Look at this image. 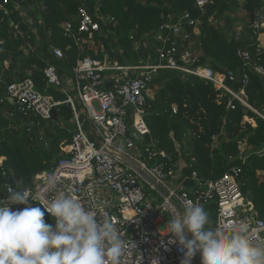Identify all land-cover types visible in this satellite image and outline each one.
I'll return each instance as SVG.
<instances>
[{"label":"built area","instance_id":"built-area-1","mask_svg":"<svg viewBox=\"0 0 264 264\" xmlns=\"http://www.w3.org/2000/svg\"><path fill=\"white\" fill-rule=\"evenodd\" d=\"M23 1L0 0V11L8 18L13 36L24 40L22 49L29 55L37 50L42 38L31 13L32 7L24 5ZM194 2L204 11L214 0ZM259 11L250 22L252 34L258 40L264 34V16H260ZM13 13L17 19L12 17ZM37 19L43 23L41 14ZM76 19L77 23L67 20L62 24L63 34L82 48L95 39L101 26L86 6L79 7ZM24 23L28 30L23 29ZM201 24V19L185 13L169 16L156 32L146 34V38L152 37L156 42L158 62L121 64L109 55L104 59L85 55L63 74L58 65L48 63L43 70L47 83L43 90L38 89L31 78L8 79L5 69L9 63L6 61L4 70L0 69V104L11 105L14 113L17 110L29 115L31 121L35 122L32 116L38 121L35 131L27 121L10 128L26 129L32 142L48 148L50 142L41 123L48 125L52 121L60 128H66L63 121L54 118L60 107L66 105L72 109L74 125L69 130L73 131L70 140L61 143L62 156L38 176L34 186L24 188L36 196L37 202L30 199L29 205H10L11 210L34 207L53 199L56 193L46 191V182L49 177H55L58 189L70 187L71 194L86 209L95 211L98 219L110 217L122 238L135 245L122 255L120 264H158V261L159 264H180L183 254L178 245L168 243L172 237L170 233L164 234V229L174 214H183L187 202H199L204 208L212 203L215 205L216 219L212 228L223 225L226 229L245 232L257 230L256 235L264 239V219L238 181L242 168L230 166L215 179L202 178L196 170L186 173L191 162L185 156L174 161L165 149L158 148L146 119L152 107L150 101L154 99L151 84L159 69L210 80L253 109L246 101L245 89L251 73L264 77V66L259 59L253 60L249 48H238L237 55L245 62L246 71L239 81L243 83L240 90L235 91L227 84L226 74L200 63L201 44L196 36L201 33ZM29 31L34 34L33 40ZM143 41L147 47L148 40ZM262 49L264 46L260 43L256 52L260 53ZM49 51L59 59L66 56L64 50L53 43L49 45ZM230 79L235 80L231 76ZM49 87L55 88L59 97L50 92ZM230 107L235 109L236 106L231 102ZM173 112H177L176 107ZM245 118L253 122L248 116ZM252 153L262 157L264 148L250 146L245 150L241 147L239 156L243 163ZM3 159L0 158V165ZM2 175L7 176V171L3 170ZM9 187L16 192L22 190L5 183L0 186V200L9 197ZM161 200L162 203L157 205ZM188 238L191 239L190 233ZM191 264H201L199 252Z\"/></svg>","mask_w":264,"mask_h":264},{"label":"trees","instance_id":"trees-1","mask_svg":"<svg viewBox=\"0 0 264 264\" xmlns=\"http://www.w3.org/2000/svg\"><path fill=\"white\" fill-rule=\"evenodd\" d=\"M22 3L33 9L31 13L37 21L42 43L35 52L26 55L22 49L24 40L13 36L8 18L0 11V69L4 70L7 61L9 66L5 72L8 79L31 78L40 90L47 88L43 70L48 63L58 65L63 74L76 65L79 57L85 55L104 59L108 54L121 64L140 63V58L158 62L156 42L145 35L156 32L169 16L177 17L185 13L202 22L201 33L196 36L201 44L200 63L226 74L227 84L235 91H239L243 83L230 79L229 73L238 68L242 73L246 71L245 62L237 55L238 48H249L253 60L256 62L259 59L258 62L264 66V49L256 52L260 43L257 37L252 33L245 39L238 37L232 30V20L224 17L225 13L240 5V0H214L204 11L195 5L194 0H24ZM80 6H86L101 26L95 39L82 48L66 38L62 28L67 20L77 23ZM262 7L264 0H249L245 6L251 17ZM38 14L42 15L43 23L38 21ZM12 17L17 19L16 13ZM223 20L224 26L221 25ZM22 27L28 30L26 23ZM29 34L33 40V32L29 31ZM143 40H148L147 47L143 45ZM51 43L61 47L66 56L59 59L52 55L49 51ZM95 46L100 50L97 53L94 52ZM151 88L155 89V93L146 119L157 139L158 148L165 149L174 161L185 156L192 164L185 172L196 170L202 178L215 179L230 166H240L242 172L238 181L242 190L264 219V177L260 173L264 171V156L252 153L245 163L239 156L240 142L264 148V77L251 73L245 89L246 101L262 116L212 81L195 75L184 76L178 71L159 69ZM48 90L58 95L55 88L49 87ZM231 102L235 104V109L230 107ZM11 107L0 104V158H4L0 165V186L5 183L19 188L34 186L38 176L49 170L62 156L61 143L70 140L73 131L60 128L52 121L48 125L41 123L50 142L49 147L45 148L32 142L26 129L10 128L14 125L11 124L13 119H9L3 109L7 108L9 114L13 115ZM174 107L177 108L176 113L173 112ZM245 116L253 122H249ZM54 118L69 122L73 118L72 109L62 105ZM32 119L38 122L33 116ZM31 128L35 131L37 126ZM3 170L7 171V176L2 175ZM205 210L209 213L210 221L214 222L215 205L212 203ZM44 218L49 224H54V219L47 213ZM206 227L210 228L209 225Z\"/></svg>","mask_w":264,"mask_h":264},{"label":"clouds","instance_id":"clouds-1","mask_svg":"<svg viewBox=\"0 0 264 264\" xmlns=\"http://www.w3.org/2000/svg\"><path fill=\"white\" fill-rule=\"evenodd\" d=\"M7 191L9 197L0 200V264H120L122 255L135 246L122 238L110 217L98 219L95 211L86 209L70 187L58 189L55 177L47 180L46 191L56 195L40 207L12 211L10 205H29L37 198L24 188ZM46 213L54 224L45 222ZM209 224V213L199 202H187L183 214L168 219L164 234H171L169 244L179 246L180 264H191L198 252L201 264H264V239L257 230L206 227Z\"/></svg>","mask_w":264,"mask_h":264},{"label":"rangeland","instance_id":"rangeland-1","mask_svg":"<svg viewBox=\"0 0 264 264\" xmlns=\"http://www.w3.org/2000/svg\"><path fill=\"white\" fill-rule=\"evenodd\" d=\"M246 3H249V0H240V5L239 6H235L234 8H232V10H230L229 12L224 14V17H229L232 20V30H234L235 33H242L245 35H248L249 33H252V30L250 29V22H251V16L248 15V11L245 8ZM225 20L222 21L221 25L224 26ZM260 41V39H259ZM97 46H95V51L94 52H99L100 50L96 49ZM101 48V46H99ZM136 50H137V46ZM108 55V54H107ZM110 56V55H109ZM111 57V56H110ZM141 62H148L149 60L145 59V58H140ZM139 61V62H140ZM158 61V59H157ZM215 85V84H214ZM153 93H155V89H151ZM11 112H15V110L13 109V107L10 108ZM254 110V109H253ZM257 111V110H256ZM258 112V111H257ZM256 112V113H257ZM259 113V112H258ZM246 119V118H245ZM248 119L250 120V118L248 117ZM252 121V120H250ZM23 123V120H16L13 119L11 124H20ZM66 129L69 131L73 128V123L71 121H66V123L64 122ZM244 148L245 150H248L249 147L244 143V142H240V149ZM181 158V157H180ZM180 160V159H179ZM260 173L263 175L264 177V171H260ZM162 203V200L157 204L160 205ZM215 224V221L212 222V220L210 221L209 227L211 228L212 224Z\"/></svg>","mask_w":264,"mask_h":264},{"label":"water","instance_id":"water-1","mask_svg":"<svg viewBox=\"0 0 264 264\" xmlns=\"http://www.w3.org/2000/svg\"><path fill=\"white\" fill-rule=\"evenodd\" d=\"M259 15H260V16H264V7H262V9L259 11ZM242 75H243V73H242L241 68H238V69H236L235 71H231V72L229 73V76L233 77V78H234L235 80H237V81H241V80H242ZM3 112H4L5 115H7V117H8L9 119H16V120L27 121L28 124H29L31 127H34V126L36 125L35 122H33V121L30 120V116H29V115L24 114V113H22V112H20V111H17V110H16V113H15L14 115H11V114H9L7 108H4V109H3ZM137 168H138V167H137ZM152 181H153V180H152Z\"/></svg>","mask_w":264,"mask_h":264},{"label":"crops","instance_id":"crops-1","mask_svg":"<svg viewBox=\"0 0 264 264\" xmlns=\"http://www.w3.org/2000/svg\"><path fill=\"white\" fill-rule=\"evenodd\" d=\"M236 34L238 35V37H240L242 39H245L247 37V35L242 34V33H236ZM259 39H260V43H262L263 46H264V34H261L260 37H259Z\"/></svg>","mask_w":264,"mask_h":264},{"label":"flooded vegetation","instance_id":"flooded-vegetation-1","mask_svg":"<svg viewBox=\"0 0 264 264\" xmlns=\"http://www.w3.org/2000/svg\"><path fill=\"white\" fill-rule=\"evenodd\" d=\"M15 113H13V115H14Z\"/></svg>","mask_w":264,"mask_h":264}]
</instances>
